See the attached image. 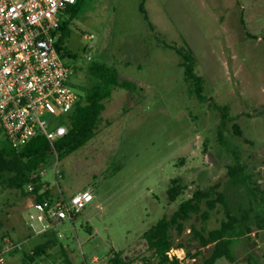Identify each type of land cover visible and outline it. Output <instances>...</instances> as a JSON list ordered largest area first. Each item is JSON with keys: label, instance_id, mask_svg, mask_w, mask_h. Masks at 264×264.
<instances>
[{"label": "rangeland", "instance_id": "1", "mask_svg": "<svg viewBox=\"0 0 264 264\" xmlns=\"http://www.w3.org/2000/svg\"><path fill=\"white\" fill-rule=\"evenodd\" d=\"M141 1L83 0L75 14L63 12L65 45L74 56L62 57L76 68L74 90L81 92L75 82L93 83L85 68L97 60L136 86L114 87L94 136L41 167L51 199L86 188L94 197L49 232L58 242L38 264L63 262L60 245L71 264L95 257L105 262L112 250H121L130 264L156 261L143 232L199 190L207 195L183 231L172 229V235L185 243L177 250L180 264L201 262L211 246L190 257L187 252L198 248L194 229L219 228L227 209L251 215L264 206V193L247 194V180L231 181L228 173L238 160L250 184L264 188V0H143L147 18ZM177 48L192 50L201 98ZM176 176L185 187L169 201ZM217 191L224 200L209 208ZM33 200L26 190L0 187V238L21 243L11 264L48 237L33 235L25 223ZM246 224L249 231L233 238V260L221 257L214 264H264V228L255 218L244 229Z\"/></svg>", "mask_w": 264, "mask_h": 264}, {"label": "trees", "instance_id": "2", "mask_svg": "<svg viewBox=\"0 0 264 264\" xmlns=\"http://www.w3.org/2000/svg\"><path fill=\"white\" fill-rule=\"evenodd\" d=\"M142 1L140 2L139 9L145 15V18H147ZM82 2L83 0H75L65 11L75 14L80 9ZM65 23L66 20L62 14L60 20L61 34L56 41V46L62 56H74L65 45ZM177 52L182 57L181 64L184 66L185 76L193 84L197 97L201 98L202 78L194 72L195 61L192 50L190 48L187 50L177 48ZM85 69L87 74L93 77V83L89 86H83L77 84L75 81V83L73 82L74 85L79 87L81 92L71 110L60 117L61 123L67 128L66 133L62 137L50 141L44 135L39 134L32 137L21 147H12L0 131V187L19 189L24 192L26 190L33 195L34 200L50 198L49 188L46 182L42 180L40 171L43 164L51 156H56L57 159H60L62 156L79 149L94 136L102 119L105 101L110 97L114 87L121 86L129 90L136 86L131 80L121 78L116 67L108 66L103 61H94ZM242 167L243 165L238 160L233 165L228 166L231 181L247 180L246 193L259 197L264 193V188L261 184H250V176L244 174L245 171ZM29 186H31V189ZM184 187L180 177L171 178L167 189L168 200L175 201L182 193ZM206 195L207 192L205 191L199 190L195 192L192 197L182 200L170 216L163 215L156 223L143 232L142 237L146 241L151 255L153 258H156V261L153 262L145 259V264H180V259L169 256L168 251L183 247L185 243L174 242L172 229H176L178 233H181L184 228V221L192 213L196 212L200 200ZM224 197L221 191H217L215 198L207 200L209 208L214 207L216 200H224ZM228 210L226 211L227 218L222 221L219 228L211 229L206 233L194 229V238L198 239V248L193 253L187 252L188 255L196 257V255L201 253L199 247H211L201 262L193 264H214L221 257H226L232 261L233 238L249 231L247 224L245 225V229L242 227L243 223L255 218L258 227L264 228V206L258 208L254 213L251 211V215L245 211L248 216H246V213L237 215L236 211L232 213L231 209V212ZM79 213L74 214L73 218ZM202 215L207 217L208 214L204 211ZM50 231L43 234L48 235L47 238L35 244L30 251L23 252L19 264H38L43 257L50 256L47 253V249L58 242L57 235L54 231L49 233ZM4 242L5 236L3 235L0 238V245L4 244ZM17 251L14 250L13 253ZM60 253L63 257L62 261L71 264L66 254V249L62 245H60ZM103 264H130V261L123 256L121 250H112L108 259Z\"/></svg>", "mask_w": 264, "mask_h": 264}, {"label": "built area", "instance_id": "3", "mask_svg": "<svg viewBox=\"0 0 264 264\" xmlns=\"http://www.w3.org/2000/svg\"><path fill=\"white\" fill-rule=\"evenodd\" d=\"M74 2L0 0V131L12 147L39 134L54 141L66 133L60 117L71 110L80 93L71 85L75 68L65 63L56 41L61 15ZM93 197L86 188L68 198L33 200L25 223L33 235L44 234L73 219ZM19 249L20 242L6 240L0 245V264H11L9 257ZM177 250H169V256L181 259ZM103 263L95 257L83 264Z\"/></svg>", "mask_w": 264, "mask_h": 264}]
</instances>
